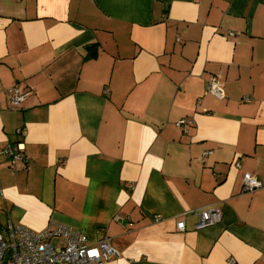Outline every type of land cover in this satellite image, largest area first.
I'll use <instances>...</instances> for the list:
<instances>
[{
	"label": "crops",
	"instance_id": "1",
	"mask_svg": "<svg viewBox=\"0 0 264 264\" xmlns=\"http://www.w3.org/2000/svg\"><path fill=\"white\" fill-rule=\"evenodd\" d=\"M0 24V232L108 237L99 264H264V187H241L264 183V0H0Z\"/></svg>",
	"mask_w": 264,
	"mask_h": 264
},
{
	"label": "built area",
	"instance_id": "2",
	"mask_svg": "<svg viewBox=\"0 0 264 264\" xmlns=\"http://www.w3.org/2000/svg\"><path fill=\"white\" fill-rule=\"evenodd\" d=\"M207 90L218 100L224 98L222 84L216 78L208 81ZM6 93L13 109H18L27 95L18 84L8 87ZM192 124L193 121L190 119H180L175 123L179 128ZM23 150L24 147L19 142L14 146L8 145L3 150V154L11 163L23 162L25 160ZM210 153V151L204 152L203 158ZM235 166H240L238 161L235 162ZM241 187L243 192H253L264 187V183L250 173H243ZM194 213L198 216V223L195 225L197 229L217 223L221 219L220 212L215 208L194 211ZM159 220V217H155V221ZM177 229L184 231L183 220L177 222ZM53 238H63V245L54 246L51 243ZM113 255L114 251L108 237H103L96 244H89L80 232L54 221H50L40 231H32L22 225L8 222L5 231L0 232V264H99L110 260ZM226 264H236V262L229 258Z\"/></svg>",
	"mask_w": 264,
	"mask_h": 264
},
{
	"label": "trees",
	"instance_id": "3",
	"mask_svg": "<svg viewBox=\"0 0 264 264\" xmlns=\"http://www.w3.org/2000/svg\"><path fill=\"white\" fill-rule=\"evenodd\" d=\"M94 56V55H93Z\"/></svg>",
	"mask_w": 264,
	"mask_h": 264
}]
</instances>
